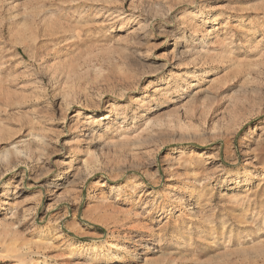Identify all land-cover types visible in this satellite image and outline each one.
Instances as JSON below:
<instances>
[{
  "label": "rangeland",
  "instance_id": "374dc122",
  "mask_svg": "<svg viewBox=\"0 0 264 264\" xmlns=\"http://www.w3.org/2000/svg\"><path fill=\"white\" fill-rule=\"evenodd\" d=\"M0 264H264V0H0Z\"/></svg>",
  "mask_w": 264,
  "mask_h": 264
},
{
  "label": "bare ground",
  "instance_id": "6f19581e",
  "mask_svg": "<svg viewBox=\"0 0 264 264\" xmlns=\"http://www.w3.org/2000/svg\"><path fill=\"white\" fill-rule=\"evenodd\" d=\"M177 40H178L177 43H179V41H180L179 40V37H177ZM22 254L25 255V256H28V255H32V252H26V253L25 252L24 253L22 252Z\"/></svg>",
  "mask_w": 264,
  "mask_h": 264
}]
</instances>
